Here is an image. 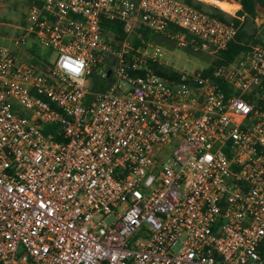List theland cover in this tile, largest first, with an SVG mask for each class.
<instances>
[{
  "label": "built area",
  "instance_id": "obj_1",
  "mask_svg": "<svg viewBox=\"0 0 264 264\" xmlns=\"http://www.w3.org/2000/svg\"><path fill=\"white\" fill-rule=\"evenodd\" d=\"M103 20L216 56L237 31L182 0L32 4L0 44V264H264V47L169 81Z\"/></svg>",
  "mask_w": 264,
  "mask_h": 264
},
{
  "label": "trees",
  "instance_id": "obj_2",
  "mask_svg": "<svg viewBox=\"0 0 264 264\" xmlns=\"http://www.w3.org/2000/svg\"><path fill=\"white\" fill-rule=\"evenodd\" d=\"M40 1L41 0H37L35 4H40ZM182 1L199 11L205 12L210 16L219 19L222 22L233 24L235 27H237L236 34L234 38L228 43L227 47L217 54L216 59H214L209 66L200 71L202 76L209 77L215 80L213 74L218 67L228 65L238 55L248 51L253 45L258 44L264 47V38L254 39L253 36L249 35L245 30V26L249 19H254L258 15V7L264 8V0H238L239 9L236 10L235 14L231 16L230 14L221 11L215 6L202 3L200 0ZM102 26L105 39L114 46H117L122 40L127 37L123 22L103 20ZM177 31L178 30L176 28L169 27L163 33L154 34L140 25L135 30L131 45L134 47H144L147 42H152L160 36L163 37L166 34L174 33ZM136 35L141 36V38H136ZM29 53L33 54L34 52L30 50ZM36 58L38 57L34 56V58H30L27 62L35 66L37 65ZM149 67L152 72L169 81L178 80L181 77L180 74L176 73L170 67H165L162 64L153 63ZM44 70L46 69L44 68ZM91 81V89L93 91L103 90L108 85V83H106L107 81L101 82L95 76L92 77ZM218 83H220V81H218ZM221 86L223 87V85Z\"/></svg>",
  "mask_w": 264,
  "mask_h": 264
},
{
  "label": "rangeland",
  "instance_id": "obj_3",
  "mask_svg": "<svg viewBox=\"0 0 264 264\" xmlns=\"http://www.w3.org/2000/svg\"><path fill=\"white\" fill-rule=\"evenodd\" d=\"M36 1L37 0H0V44L7 46L11 45L10 38L14 36L18 27L22 26L28 8L32 4H35ZM201 2L211 5L203 1ZM227 2L231 3L236 8H231L229 11H224L221 8L219 9L231 16L239 9L238 0ZM257 13L258 15L254 19H249L245 26V30L249 35H252L254 39H263L264 12L259 11ZM137 28V26H134L127 33V38L129 39L130 44L132 43ZM136 38H141V36L136 35ZM148 43L153 47L161 49L163 56L160 62L163 66L170 67L176 73L180 74V76L185 78H189L193 74L201 73V70L205 69L214 59H216V55H208L205 52H194L191 47H178L175 40H173L168 34L163 37L160 36L154 41ZM41 53L46 56L49 54V51L42 49ZM18 55L20 59L24 61H29L30 59L28 51H20ZM52 57H54V55ZM100 81L105 82L102 80Z\"/></svg>",
  "mask_w": 264,
  "mask_h": 264
},
{
  "label": "bare ground",
  "instance_id": "obj_4",
  "mask_svg": "<svg viewBox=\"0 0 264 264\" xmlns=\"http://www.w3.org/2000/svg\"><path fill=\"white\" fill-rule=\"evenodd\" d=\"M203 2L209 3L217 8H221L224 11H229L231 8H236L231 3L225 0H201Z\"/></svg>",
  "mask_w": 264,
  "mask_h": 264
},
{
  "label": "water",
  "instance_id": "obj_5",
  "mask_svg": "<svg viewBox=\"0 0 264 264\" xmlns=\"http://www.w3.org/2000/svg\"><path fill=\"white\" fill-rule=\"evenodd\" d=\"M259 11H261V12H264V9L263 8H258L257 9V12H259ZM110 72H108V74H109Z\"/></svg>",
  "mask_w": 264,
  "mask_h": 264
}]
</instances>
